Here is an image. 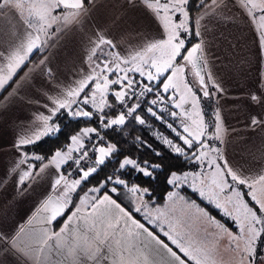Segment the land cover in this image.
<instances>
[{"label": "snow or ice", "instance_id": "6c2138e0", "mask_svg": "<svg viewBox=\"0 0 264 264\" xmlns=\"http://www.w3.org/2000/svg\"><path fill=\"white\" fill-rule=\"evenodd\" d=\"M94 4L95 0H0V10L11 11L10 16L0 11V36L8 37L7 48L0 51V92L11 84L15 93L21 82L31 80L37 71L54 80V73L46 64L47 56L33 64L34 54L45 52L49 41L67 25L81 23L80 18L88 16ZM223 4L224 0H196L192 7L203 11L193 23L190 0H127L129 9L145 7L161 29L159 38L146 40L139 49L121 55L117 43L96 30L89 40L87 71H78L79 78L68 87L58 88L57 95L44 94L51 105L43 106L48 115L39 114L36 119L40 126L14 144L21 157L9 173L17 176V189L23 192L49 166L56 169L51 188L57 194L48 196L37 213H44L45 228L35 251L54 254L59 258L55 264H154L153 253L159 257L158 264H220L215 255L216 243L227 236L236 253L232 264H264V169L252 176L245 175L242 167L233 166L221 147L226 129L219 109L212 119L206 120L201 105L202 100L213 101L224 92L209 69L206 29L201 24L205 16ZM233 4L256 25L258 47L264 52V0H233ZM53 25L57 26L55 30ZM149 94L154 98L149 100ZM109 95L120 106L115 118L105 112L114 107ZM251 99L264 108V90ZM142 104L148 105L146 111L166 124L182 144L160 134L158 138L200 169L171 173L167 183L176 191L168 193L164 207L152 203L147 188L129 186L116 172L89 189L83 198L76 196L79 205L73 204L77 189L90 183L89 178H95L93 174L117 152L115 144L98 143L103 137L97 128H82L70 137L67 151H55L47 163L39 167L28 163L29 159L44 160L39 155L30 157L25 148L60 132V125L52 121L61 110L73 119L92 120L95 116L99 126L108 129L123 127L128 118L145 124L140 114L144 111ZM163 113L179 119V127L165 120ZM250 126L264 128V117H253ZM85 141L89 143L86 145ZM89 152L94 153L91 166H81V161L92 159ZM69 161L76 166L78 178H70L71 173L66 175L67 169L61 171ZM125 168L152 178L160 165L126 157L119 162V169ZM185 186L202 203L217 209L225 222L210 215L200 203L181 195L179 190ZM124 188L133 194V205L122 206L120 192ZM178 202L179 216L175 214ZM65 212L68 216L59 231L53 230L54 222ZM137 213L141 219L136 218ZM186 217L206 226L204 239H195L184 227ZM228 220L237 226L239 234L229 231ZM208 228L214 231L209 233ZM23 231L21 228L12 236L13 247ZM8 238L0 232V241ZM18 250L28 255L22 245Z\"/></svg>", "mask_w": 264, "mask_h": 264}, {"label": "crops", "instance_id": "0c3cea01", "mask_svg": "<svg viewBox=\"0 0 264 264\" xmlns=\"http://www.w3.org/2000/svg\"><path fill=\"white\" fill-rule=\"evenodd\" d=\"M3 12L11 15L8 9ZM80 20L81 23L67 25L46 50V64L52 69L54 80L37 71L32 73L31 80L21 82L15 93L11 84L0 92V232L9 237L0 241V264H55L59 259L54 254L49 256L47 251L34 250L44 237V213L37 214L40 205L48 196L57 194L51 188L56 178L55 167L45 169L23 192L17 189V176L9 175L21 157L14 144L40 126L36 119L39 114L48 115L43 106L49 101L44 94L57 95L58 88L68 87L79 78L78 71H87L89 40L96 30L112 38L121 55L139 49L146 40L159 38L161 31L144 6L129 9L127 0H95L89 15ZM201 24L206 29L209 69L224 89L211 107L219 109L226 129L225 156L233 166L242 167L245 175L255 176L264 169V128L250 126L253 117H264V108L251 99L253 94L259 96L264 90V56L258 47L256 27L233 0H224ZM7 46V35L0 36V51ZM68 165H63L61 171ZM21 228L24 231L13 247L11 238ZM21 245L28 255L18 250ZM153 260L158 264L155 253Z\"/></svg>", "mask_w": 264, "mask_h": 264}, {"label": "trees", "instance_id": "16d2710c", "mask_svg": "<svg viewBox=\"0 0 264 264\" xmlns=\"http://www.w3.org/2000/svg\"><path fill=\"white\" fill-rule=\"evenodd\" d=\"M195 3L196 0H190L189 7L191 8L190 14L193 17V23L195 22L196 16L203 10H198V8L192 7ZM5 10L7 9L0 11ZM45 53L46 50L40 55L34 54L33 64H36ZM152 98L154 97L149 94L148 99L150 100ZM110 103H112L114 107L111 110L106 108L105 112H108L112 118H115L120 106L114 98L111 99ZM147 106L148 105L146 104H142L141 108L144 109V111L140 112L141 117L145 120V124L141 125L136 120L128 118L123 127L113 126L108 129L101 128L99 126V120L95 116L92 120H87L83 117L73 119L67 116V114L64 113V110H61L52 121V123L60 125V132L55 135L45 136L40 141L25 148V151L29 152L30 157L32 155H39L43 156L44 160L39 161L29 159L28 162L39 167L42 163L47 162L54 155L55 151H67V148L71 143L70 137L79 133L82 128H97V131L103 137L100 144H115L117 146V152L113 153L112 157L106 159L105 164L101 165L98 172L93 174L95 178L90 177L89 179L91 182H85V184H82L81 189L84 190L96 187L108 176L112 175L113 172H116L117 175H120L129 186L134 185L141 188H147L152 194V203L156 206L162 207L166 202L168 193L174 190L173 186L167 183L171 173L175 172L177 174H182L189 171L191 170L192 163H189L184 157L172 153L155 139L152 134L153 130H157L160 133L171 137L173 140H177V138L173 137V135L167 130L164 123L157 120L155 117H152L151 114L146 111ZM162 115L169 123H172L174 126L176 125V121L168 116L167 113H163ZM93 135H95V133H93ZM157 152L160 153V155H156ZM126 157L135 159L138 162L146 161L150 164H159L160 168L153 173L152 178L146 177L142 173L136 170H130L129 168L119 169V162ZM92 158L94 159V156ZM71 178H78L77 172ZM179 191L181 192V195H184L186 198L200 203L201 207H205L210 215L221 220L222 223L225 222V220L219 215L217 209L211 205L202 203L196 194L187 189L186 186ZM128 192V189L124 188L120 193L129 194ZM113 195L115 198V194ZM145 199H147V197H145ZM122 204L125 205L124 203ZM71 210L72 209L70 208L68 211L70 212ZM67 216L68 212H65L64 216L59 217L57 221L54 222V230H57L63 224ZM136 218L141 219L139 213L136 214ZM226 227H228L230 231L235 232V227L230 220L226 221Z\"/></svg>", "mask_w": 264, "mask_h": 264}, {"label": "rangeland", "instance_id": "374dc122", "mask_svg": "<svg viewBox=\"0 0 264 264\" xmlns=\"http://www.w3.org/2000/svg\"><path fill=\"white\" fill-rule=\"evenodd\" d=\"M255 25V24H254ZM57 26L56 25H53V30H55ZM67 27V26H66ZM65 27V28H66ZM256 27V25H255ZM63 28V29H65ZM63 29H61V31L59 33H57V35L55 37H53V39L51 41H49V46L54 43L57 38L63 33ZM49 48V47H48ZM47 48V49H48ZM46 49V50H47ZM263 56H264V52H263ZM113 87H116V86H113ZM114 97H112L111 95H109L108 97V100H109V103L111 101V99H113ZM201 105L204 109V112H205V119L206 120H210L212 119L213 117V114L215 112L216 109L212 108L211 106L214 107L212 101H211V104H210V101H207V100H202L201 101ZM176 121V125L174 127H179V119L175 120ZM166 128H167V125L165 124ZM167 130L173 135V137H175L174 133L171 132V129L167 128ZM155 137V139L157 141H159L162 145H164L167 149H169L172 153L174 154H177L175 153L174 151H172L167 145H165L163 143V141L158 138V135L157 134H160L162 136H166L168 137L167 135L163 134V133H160L159 131L157 130H153V133H152ZM93 135V134H92ZM169 139H172L171 137H168ZM176 138V137H175ZM174 142L176 143H181V141H179V139L177 138V140H174ZM85 144H86V141H85ZM224 144L221 146L223 147ZM200 169L196 167L195 164H192V167H191V170L189 171H186V172H198ZM185 173V172H184ZM89 189H81V187L79 189H77L76 193L73 194V204H76L79 205V201L76 199V196H79L81 198H83L85 196V194L88 192ZM190 191H192L191 189H189ZM172 191H176V189L172 190ZM171 191V192H172ZM245 191H247V189H245ZM193 192V191H192ZM129 194H126V193H120V200L123 201V203L125 205H132V201H133V194L131 192H128ZM130 195V196H129ZM131 197V198H130ZM168 197V195H167ZM167 197H166V202L164 204V206L166 204H168V200H167ZM162 206V207H164ZM177 211H176V215L179 216L180 215V212H179V208H180V204L179 202L177 203V205L175 206ZM186 219V223L184 225L185 228H187V230L191 231L193 237L195 239H198V240H202L205 238L206 236V233L204 231V228L206 227L202 222H199V221H193V220H187V217L185 218ZM232 222V221H231ZM232 224L234 225V231L235 232H232L234 235H237L239 234V230L237 228V226L232 222ZM197 229H199V231H197ZM214 229L212 228H208V232L211 233L213 232ZM230 231V230H229ZM209 239H212V237H209ZM230 238L225 236L223 237L222 239H219V241L216 243V252H215V255H216V258L217 260L220 262V264H232L234 258L236 257V253L232 251V247L234 245H231L230 244ZM230 244V245H229ZM260 249L258 248V251Z\"/></svg>", "mask_w": 264, "mask_h": 264}, {"label": "built area", "instance_id": "2783aa9c", "mask_svg": "<svg viewBox=\"0 0 264 264\" xmlns=\"http://www.w3.org/2000/svg\"><path fill=\"white\" fill-rule=\"evenodd\" d=\"M93 136V139H95V135H92ZM101 141H99L98 143H100ZM89 142L87 141L86 145L88 144ZM74 156L77 155L76 153L73 154ZM94 156V153L92 152H89V157H93ZM93 158L88 160V161H81V166H84L85 164H87L88 166H91L92 162H93ZM77 172V168L76 166L72 165V162L69 161V165H68V168H67V172L65 173L66 175L68 173H71V177H73V175ZM70 177V178H71Z\"/></svg>", "mask_w": 264, "mask_h": 264}]
</instances>
